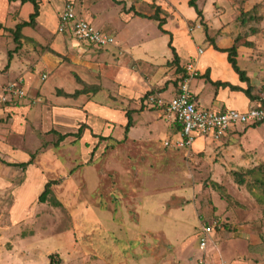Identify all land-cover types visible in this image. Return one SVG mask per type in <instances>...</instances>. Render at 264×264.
<instances>
[{"label": "crops", "instance_id": "obj_1", "mask_svg": "<svg viewBox=\"0 0 264 264\" xmlns=\"http://www.w3.org/2000/svg\"><path fill=\"white\" fill-rule=\"evenodd\" d=\"M38 1L39 13L33 24L23 25L20 28V44L14 50L17 44L13 39V31L17 24L29 21L33 4L30 1L0 0L2 25L0 66L6 67V70L0 73L1 82L22 78L26 91L23 99L1 105L0 107L4 108L3 111L0 110V114L17 110L19 115L25 116L34 125V129L49 128L58 134L75 133L81 125H84L82 136L68 135L59 141V146L68 143L67 140L70 137H72L71 142L77 147L84 146L91 138L93 139L94 130H100L102 127L99 125V120L107 122L104 124L108 132L105 136L107 139L112 138V143L119 146H129L130 153L125 152L123 154L125 157H130L132 151L136 152L129 141L139 143L138 147L146 153L145 157L129 163L130 166L133 165L137 174L140 170H147L157 179L169 180L170 185L166 184L165 188H162L166 193L165 196H159L158 190H144L142 187L128 191L130 194L127 199L121 198V192L118 191L120 189L117 190L116 197L114 193L111 194L115 197L112 202L121 198L118 206L110 208L115 211V214L109 212L108 220L104 216L97 222L100 227L114 223L108 232H112L116 242L138 239L141 241L142 239L147 243L151 240L154 241L153 244H156L155 248H161L155 258L157 264H197L198 257L203 252L199 244L198 248L194 246V236L199 226L203 224L201 219L208 223L216 218L230 223L231 230L222 227L209 234L204 253L209 264H219L220 260L227 264H264V228L262 229L264 218L254 215L252 210L256 207L246 201L234 207L215 194L211 188L210 196L214 207H201L199 195L201 188L194 184L193 173L191 181L180 180L190 178L187 164L195 161V157L191 158L193 154L201 151L207 153V145L217 146L221 143L220 140L212 141L199 137L193 141L189 150L176 148L174 143L181 137L180 125L162 109L145 105L144 98L142 100L149 89L167 98L174 95L178 85L177 79L185 72L184 66L195 60L193 65L198 75L189 80L187 85L200 108L213 110L229 108L243 111L250 106L264 103V92L256 91L250 73L241 68L237 62L248 77V82L241 81L227 60V53L215 49L212 45L214 43L216 47L224 49L230 47L235 40L225 39L226 34L234 32L231 25L234 22L229 24L228 21L223 25L217 22L212 23L218 13L213 14L211 8L218 11L221 5L215 0H196V5L202 13L200 19L195 9L188 5V0ZM68 1L72 2L76 15L86 19L97 29L112 35L114 43L106 48H99L78 41L66 31L58 32V17L64 7L63 4ZM252 5L253 0H243L241 3L238 1V5L237 2L234 4V1H231L233 9L231 14L246 13ZM166 6L171 7L170 10H167ZM113 7L115 8L111 10ZM191 9H193L192 12L189 11ZM155 11H158L160 17L165 18L162 28L167 33L158 28V21L146 17L154 14ZM139 19L156 21L157 29L162 34H166L168 41H171L178 57L175 63L169 64L173 59V53L168 47V41L166 50L158 51V41L152 40L150 32L142 29L143 25ZM132 21H138L133 29ZM190 23L192 27H189ZM203 25H206L211 40L206 38ZM194 27L202 29L200 39L207 42L206 48L202 49L195 45L194 37L191 35ZM236 50L237 61L245 48L238 44ZM9 51H11V57L8 62ZM39 73H41L40 76ZM75 75L83 83L77 81ZM217 82L228 83L239 89H232L229 85H216ZM248 85L252 87L251 94L256 97L255 100H250L240 90L247 88ZM83 88V92L74 97L57 93V91L73 93ZM161 88L163 90L160 91ZM127 112L132 118V125L125 132ZM137 126L141 128L140 136L139 134L133 136V129ZM245 129V126H238L224 137L230 139L232 135L246 134ZM161 134L163 140L160 143L159 135ZM97 136L104 137V135ZM198 141L199 143L196 144ZM165 142L169 144L165 145ZM154 143L159 144L154 145ZM13 144L0 138V191L3 195L8 185L13 184L16 187V179L26 176L28 170L23 171L21 167L10 166L5 162L31 160L27 152L18 150L20 147L16 148L17 144ZM144 162H147L146 165ZM204 162L205 160L202 161ZM135 163H139V166ZM28 166L33 168L36 164L30 162ZM216 177L214 173L211 179L214 180ZM22 183L23 180L20 181V184ZM14 187H11L12 190ZM243 197L240 200H244ZM101 210H105V207L99 208V211ZM153 210L157 215H164L163 223L166 222V218H171L173 222L170 223L169 228H160L159 231L153 234L150 231L151 233L148 234L149 231L145 228L148 220L145 215L147 216ZM12 214L13 220L16 219L15 211L10 213L11 216ZM133 214H135L134 218ZM187 217H192V221H187ZM152 218H155L154 215ZM70 233H72L71 230L67 232L71 254L63 253L68 252L66 248L48 253V255L57 253V260L59 258L57 264H83L84 262L80 261L81 258L89 259V255L78 247L75 243L76 239H72L73 235ZM125 244L123 246H126ZM77 247L81 251L76 250ZM123 250L122 253L120 252L122 258H125L126 253L130 255L132 253ZM101 258L102 256L99 255L96 261L99 263ZM51 261L53 264V260L46 256L45 264ZM147 262L149 260L146 256L144 260H139V263L135 262V264Z\"/></svg>", "mask_w": 264, "mask_h": 264}, {"label": "rangeland", "instance_id": "obj_2", "mask_svg": "<svg viewBox=\"0 0 264 264\" xmlns=\"http://www.w3.org/2000/svg\"><path fill=\"white\" fill-rule=\"evenodd\" d=\"M231 1H234V4L237 2L238 5V1L241 3L243 0H215L221 5V9L214 11V8H211L214 11H212L213 14L218 13L215 19L212 18V23L217 22L223 25L228 21L229 24L234 22L231 24L234 32L226 34L225 39L237 38V43L244 46L245 50L237 62L253 77L256 91L264 92L261 82L264 77V0H253L249 12L245 14L241 12L239 15L231 14L233 10ZM58 4L61 3L58 2ZM170 8L168 7L167 10ZM192 10L189 11L192 12ZM139 21L143 25L142 29L150 32L152 40L158 41V51H165L168 36L157 29L156 21L141 19ZM136 22L138 21H132V29ZM243 23L246 24L242 25ZM189 27H192L191 23ZM201 31L202 29L194 27L191 35L194 37L195 45L204 49L207 47V42L200 39ZM5 70L6 67L0 66V73ZM1 80L0 78V82ZM149 90L154 92L153 89ZM149 90L147 91L150 92ZM204 92L207 93V90L204 89ZM0 108L3 111L4 107ZM105 123L107 122L99 120V125L102 127L100 130H94L93 139L91 138L84 146L77 147L71 142L72 137L67 140L68 143L59 146L58 133L54 130L34 129V125L25 116L19 115L17 110L0 114L1 140L10 141L14 143L13 145L16 143L15 147H20L18 150L27 152L31 157L30 162L36 164V167L31 168L28 166L29 162L22 168L23 171L28 170L26 176L16 179V187L13 184L8 185L4 195L0 191V264H45L46 256L53 260V264H57L59 263L57 253L54 252L51 255L48 253L66 248L68 252L63 253L71 254L67 236L70 230L72 239H76L75 243L78 247L89 255V259L81 258L83 260L80 259V261L84 263H80L135 264L147 256L149 262L146 264H157L155 258L161 248H155L154 241L149 240L145 243L142 239L141 241L138 239L116 242L112 232H108L114 223L100 227L97 222L104 216L108 220L109 212L114 215L115 211L110 208L118 206L121 198L127 199L130 194L128 191L132 188L158 190L159 196H165L166 193L162 188H165L166 184L170 185L169 180L157 179L147 170H140L137 174L133 165L130 166L129 163L145 157L146 153L139 149V143H133L134 141L130 140L129 143L136 152L132 151L130 157H125L123 155L125 152L130 153L129 146L124 145L126 149L123 150V146L112 143V138L107 139ZM245 128L246 134L232 135L230 139L223 137L217 146L207 145V153L201 151L193 154L191 158L195 157V161L189 159L191 163L187 164L190 178L180 180L189 182L193 178L194 184L201 188L199 192L201 207H214L210 196L211 188L215 194L234 207L242 204L243 201L252 203L256 207L252 210L254 215L264 218V121L247 125ZM140 129V126L134 128L133 136L138 134L140 136ZM97 135H104V137L100 138ZM159 140L161 143L162 134L159 135ZM157 144L159 143H154V145ZM225 149L227 150L224 151ZM203 160L206 163H202ZM141 163L143 164V161ZM146 163L144 162V165ZM135 164L139 166V163ZM144 168L147 169L145 166ZM214 173L217 177L213 180L211 177ZM21 180H23L22 184H20ZM49 180H54L49 186L50 193L44 202H40L38 195ZM117 190L121 192V198L112 202L115 200ZM113 193L115 197L111 196ZM241 197L244 200H240ZM15 203L16 206H14ZM11 207L15 210L10 209ZM101 207L102 209L105 207V210L99 211ZM14 211L17 216L13 220L14 216L10 213ZM155 213L156 211L153 210L147 216L145 215L148 220L145 227L149 231L148 234L151 233L150 231L153 234L160 228H169L170 223L173 222L171 218H166V222L163 223L164 215ZM152 215L155 218H152ZM134 217L135 214H133ZM11 218L12 222H10ZM187 221H192V217H187ZM201 221L205 223L203 218ZM221 227L231 230V224L222 220ZM260 238L262 240V237ZM124 243L126 246H123ZM198 244L199 238L196 233L194 246L198 248ZM78 247L76 250L81 251ZM123 249L132 252L131 255L126 253L125 258L120 257ZM97 254L102 256L99 263L96 261L99 257ZM200 257L201 254L198 259Z\"/></svg>", "mask_w": 264, "mask_h": 264}, {"label": "built area", "instance_id": "obj_3", "mask_svg": "<svg viewBox=\"0 0 264 264\" xmlns=\"http://www.w3.org/2000/svg\"><path fill=\"white\" fill-rule=\"evenodd\" d=\"M58 32H68L80 42H86L99 48H106L114 43L112 35L92 26L86 19L76 15L72 2L68 1L58 17ZM199 53L201 50L199 49ZM184 76L178 82L176 93L170 97H164L157 93H147L144 96V104L162 109L176 123L180 125L181 137L175 141L176 148L189 150L196 138L202 137L212 141H218L229 131L238 126L255 125L264 121V105L250 106L240 111L225 108L213 110L200 108L189 88L188 81L198 75L192 62L184 66ZM264 87V77L262 78ZM26 95L23 80L21 78L0 82V106L23 99ZM165 142V145H168ZM221 227V219L214 218L208 223L199 226L197 235L199 248L202 250L197 264H209L205 256V247L209 234ZM219 264H227L220 260Z\"/></svg>", "mask_w": 264, "mask_h": 264}, {"label": "trees", "instance_id": "obj_4", "mask_svg": "<svg viewBox=\"0 0 264 264\" xmlns=\"http://www.w3.org/2000/svg\"><path fill=\"white\" fill-rule=\"evenodd\" d=\"M20 1H21V2H24V1H30V2L33 4V12H31L30 15H29V21H26V22H22V23L17 24L15 30L13 31V39H14V42L17 44V45L15 46L14 50H16V49L19 47V44H20V43H19V35H20V34H19V30H20V28H21L23 25H31V24H33V23H34V20H35V17H36V16L38 15V13H39V3H38L39 1H38V0H20ZM195 1H196V0H188V5L191 6V7H193V8L195 9L197 16L200 17V19H201V18H202V13H201V11L198 9V7H197ZM157 9H158V8H157ZM157 9H156V10H157ZM158 11H159V9H158ZM158 11H157V12L155 11L154 14H151V15L146 16V17L158 21V28H159L161 31L167 33V32L162 28V25L165 23V18L160 17L159 14H158ZM247 12H249V10H248ZM247 12H246V13H247ZM137 14L140 15V16H145L144 14H141V13H137ZM242 14H245V13L242 12ZM1 27H2V25H1V23H0V28H1ZM203 28H204V31H205V36H206V38H207L208 40H211L210 37H209V35H208V31H207V27H206V25H203ZM212 42H213V41H212ZM212 42H211V43H212ZM237 42H238V41H237V38H235L234 43H233L230 47H228V48H224V49H222V48L220 49V48L216 47V46L214 45V43H212V45L214 46L215 49L227 53V60H228V62L230 63V65H231V67L233 68V70L238 74L239 79H240L241 81H246V82H248V77L246 76L245 71L242 70V69L238 66L237 61H236V54H237V50H236V48H237V46H238V43H237ZM168 47L172 50V53H173V59L169 62V64H170V63L173 64V63H175V62L177 61L178 57H177V55H176V53H175L174 48H173L172 45H171V41H170V40L168 41ZM10 57H11V51H9V53H8V62H9V60H10ZM7 65H8V63H7ZM7 65H6V66H7ZM177 70H178V69H177ZM183 76H184V73H182L181 76L177 79L178 82H179V80H181V79L183 78ZM75 78H77V81H79L80 83H83V82L81 81V79H80L79 77H77L76 75H75ZM215 84H216V85H229L232 89H239L238 87L233 86V85H230V84H228V83L217 82V83H215ZM251 88H252V87H251L250 85H248L247 88H245V89H240V90H242V91L245 93V95H246L250 100H255L256 97H254V96L251 94ZM83 90H84V88L81 89V90H76V91L73 92V93H64V92H62V91H57V93H58V94L65 95V96H71V97H74V96H76L77 94L83 92ZM148 93L151 94V93H153V91H150V92H148ZM146 94H147V93H146ZM263 104H264V103H261L260 105H263ZM126 116H127V124H126V126H125V132H127L129 126L132 125V118H131V116H130V113L127 112V113H126ZM83 128H84V125H81L75 133L58 134L57 142L61 141L62 139H64V138H65L66 136H68V135H74L75 137H80ZM101 138H102V137H101ZM29 162H30V161H27V162H13V163L5 162V163H6L7 165H10V166H16V167H21V168H23V167L26 166ZM53 182H54V180H49V181H47V182L44 184L43 190H42V192H41V193L39 194V196H38V201H40V202H44V201L46 200L47 195L50 193L49 186H50ZM49 264H52V261H51Z\"/></svg>", "mask_w": 264, "mask_h": 264}]
</instances>
